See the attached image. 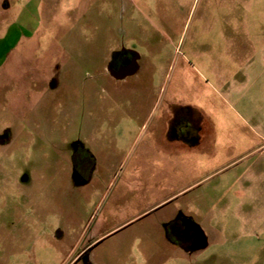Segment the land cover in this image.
Returning <instances> with one entry per match:
<instances>
[{
  "label": "rangeland",
  "instance_id": "1",
  "mask_svg": "<svg viewBox=\"0 0 264 264\" xmlns=\"http://www.w3.org/2000/svg\"><path fill=\"white\" fill-rule=\"evenodd\" d=\"M49 12L0 70V264H264V0H52ZM123 49L145 63L121 82L107 65ZM180 107L200 121L192 150L152 136ZM107 153L105 176L93 156ZM140 167L178 180L141 187ZM190 216L204 250L140 236ZM77 240L95 243L72 262Z\"/></svg>",
  "mask_w": 264,
  "mask_h": 264
},
{
  "label": "crops",
  "instance_id": "2",
  "mask_svg": "<svg viewBox=\"0 0 264 264\" xmlns=\"http://www.w3.org/2000/svg\"><path fill=\"white\" fill-rule=\"evenodd\" d=\"M50 5H52V0H0V30H4L3 37L0 38V70H3L8 62L12 59V57L23 49L30 50L31 42L34 40L36 35L43 29L48 28V23L50 21V12L49 8ZM26 40L24 43L23 41ZM30 45V46H29ZM22 46V47H21ZM19 56V55H18ZM28 60V59H27ZM122 82V81H121ZM120 82V83H121ZM156 104L147 106L146 109H148L146 116L141 118L140 120L144 122V124H147L151 121V114L155 110ZM148 114V115H147ZM171 111L163 113L161 120H160V127L159 129H153L152 130V136L159 139L161 142H168L171 146H183L182 143H170L167 140V130L168 126L171 120ZM185 146V145H184ZM188 149L192 150L193 148ZM94 154V153H93ZM109 153H107V158L101 159V156L94 155L95 160L97 161V171L104 173V175H107V172L110 170V168H115V164L110 163L109 161ZM172 161V159H171ZM175 161V160H174ZM177 164V163H176ZM172 168L174 167V164L172 162ZM75 167V166H74ZM177 167V166H175ZM80 168H82L80 166ZM75 169V168H74ZM86 169L83 164V171ZM142 171L138 173V168H135L134 177L130 178L132 179L131 182L133 183H139L141 187H148L149 184H159L164 182L163 184H168L171 182L173 184L174 178L175 180L178 178L173 177L170 175L168 178H164V174H162L161 171H159V168H152L153 170L146 168V167H140ZM81 170V171H82ZM173 170V169H171ZM89 172V168H88ZM145 172V173H144ZM138 174V176H137ZM173 174V173H172ZM169 180V182H168ZM175 184H178L176 182ZM193 186L184 188L181 192L175 193L174 195L172 193H167L165 198L161 200H157L155 202L154 206L151 209L146 210L142 214H140L137 217H134L124 224H121L114 228L113 230L107 232L104 236L110 235L114 231L120 229L121 227L127 225L130 222H135V220H139V218H143L142 216L147 214L149 211L156 209L160 206L169 205L173 202L175 198H178V196L184 192H186L188 189L192 188ZM163 191V188H161ZM155 199V197H154ZM170 222V220L162 222L161 224L158 223V221L150 220L146 221L143 226V232L140 236L144 237L143 240L148 244H151L153 247L160 246L161 250H175L179 253L185 252L183 248L176 246L172 244L166 235L165 232V226ZM60 233H57V237ZM102 236V237H104ZM95 242H87L84 243L81 240H77L73 245L70 246L69 250V257H74L73 261L80 260V257L86 253L87 249L91 247ZM187 252V251H186ZM188 253V252H187Z\"/></svg>",
  "mask_w": 264,
  "mask_h": 264
},
{
  "label": "flooded vegetation",
  "instance_id": "3",
  "mask_svg": "<svg viewBox=\"0 0 264 264\" xmlns=\"http://www.w3.org/2000/svg\"><path fill=\"white\" fill-rule=\"evenodd\" d=\"M144 63H145V60H143L142 56L139 55L135 50H132V49L117 50L112 53L110 61L108 62V65H107L108 71H109L108 74L111 78L115 79L116 81H125L131 77L137 76L139 73H142L144 71ZM132 69H136L135 74L133 76L127 77L124 80H118L113 75V74L122 73V72L130 73ZM173 116H174V113H173ZM173 116L170 120L167 133L171 127ZM184 124L185 125L183 126V129H182L183 137L194 139L196 136V128L198 127V125L196 123H193L190 120L186 121ZM199 129L201 128L199 127ZM198 135H200V133H198ZM175 142H180V141H175ZM189 148H194V147H189ZM83 164L84 162L80 161V165L78 166V171L83 169ZM80 166L82 168H80ZM169 224L171 225V227L168 230L167 225ZM167 225L165 226V232H166L168 240L172 244L183 248L188 253H192L191 252L192 249L196 248L202 243V239L204 238L202 229L199 226V224L191 216L181 217L177 222H170ZM168 235L171 236V239L169 238ZM207 241H208V238H207ZM82 257L83 256H81L80 259Z\"/></svg>",
  "mask_w": 264,
  "mask_h": 264
},
{
  "label": "trees",
  "instance_id": "4",
  "mask_svg": "<svg viewBox=\"0 0 264 264\" xmlns=\"http://www.w3.org/2000/svg\"><path fill=\"white\" fill-rule=\"evenodd\" d=\"M193 109L191 107H180V108H175L174 109V116H173V120H172V124L171 127L167 133V139L169 141L175 142V141H180L182 143H184L186 146L188 147H195L198 145L199 143V135L198 133H200V121L195 119V117L192 114ZM192 121L193 123H196L198 125V127L196 128V136L194 139H189V138H185L183 137V126L185 125L184 123L186 121ZM84 154L85 152L81 150V152H77L76 156L74 157V166H75V172L77 174H79L81 172V170L78 171V166L80 165V161L82 162L83 160L81 159V154ZM87 155H89V153H86ZM90 156V155H89ZM80 160V161H79ZM171 227V225H167V229L169 230ZM169 238L171 239V236L168 235ZM177 244V243H176Z\"/></svg>",
  "mask_w": 264,
  "mask_h": 264
},
{
  "label": "water",
  "instance_id": "5",
  "mask_svg": "<svg viewBox=\"0 0 264 264\" xmlns=\"http://www.w3.org/2000/svg\"><path fill=\"white\" fill-rule=\"evenodd\" d=\"M135 72H136V69H132V71H130V73L122 72V73H116V74H113V75L118 80H124L127 77L133 76L135 74ZM203 235H204V238L202 239V243L199 246H197L196 248L192 249L191 252L201 251V250H204V249H206L208 247L207 237L205 236L204 232H203Z\"/></svg>",
  "mask_w": 264,
  "mask_h": 264
}]
</instances>
